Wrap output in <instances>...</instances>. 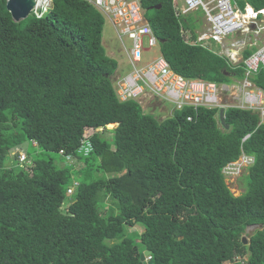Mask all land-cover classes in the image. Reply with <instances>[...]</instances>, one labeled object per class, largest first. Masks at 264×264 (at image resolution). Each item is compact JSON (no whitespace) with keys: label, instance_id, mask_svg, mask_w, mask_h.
Masks as SVG:
<instances>
[{"label":"trees","instance_id":"16d2710c","mask_svg":"<svg viewBox=\"0 0 264 264\" xmlns=\"http://www.w3.org/2000/svg\"><path fill=\"white\" fill-rule=\"evenodd\" d=\"M140 3L175 72L242 80L253 48L232 65L203 42L216 41L197 40L200 9L176 16L173 0ZM103 17L86 0H51L16 22L0 0V264H144L145 251V264H264L261 110L226 107L222 123L218 107H185L159 120L119 101ZM251 82L264 94V65ZM234 162L246 168L237 196L225 180ZM252 225L261 228L247 234Z\"/></svg>","mask_w":264,"mask_h":264},{"label":"built area","instance_id":"2783aa9c","mask_svg":"<svg viewBox=\"0 0 264 264\" xmlns=\"http://www.w3.org/2000/svg\"><path fill=\"white\" fill-rule=\"evenodd\" d=\"M86 1L110 23L120 44L121 61L125 58L130 66L125 72L118 71L113 78V87L119 101L135 100L141 105L146 101H162L175 110L189 107L196 111L200 107L221 108L223 102L219 92L227 91L233 96L236 91L240 96L238 105H248L264 114L263 92L251 82V76L260 65H264V8L255 11L246 5L242 10L234 0H181L182 6L174 7L176 16L197 9L202 11L209 27L199 39H212L221 44L224 38L244 33V37L234 41L224 53L232 65L243 60V49L253 48L251 54L243 60L245 74L242 80L219 85L214 81L187 78L175 72L160 53L144 60L143 53L158 47V39L146 19L141 0ZM50 6L51 0H35L30 13L39 18ZM243 43L248 46L243 47ZM186 119L192 121L193 115H187ZM91 150L89 141L82 139L79 152L86 155ZM59 153L65 155L66 160L72 158L64 154L63 150ZM25 159L26 155L20 153L19 161ZM233 169L226 167L225 172L229 173ZM71 191L72 186L67 189V194Z\"/></svg>","mask_w":264,"mask_h":264},{"label":"rangeland","instance_id":"374dc122","mask_svg":"<svg viewBox=\"0 0 264 264\" xmlns=\"http://www.w3.org/2000/svg\"><path fill=\"white\" fill-rule=\"evenodd\" d=\"M189 13H186V15ZM197 19L199 20V23H200L197 30H196L197 34H198L197 40H202L199 38L204 34V32L208 31L207 28L209 27V25L205 22V18L201 13ZM242 34H244V33H241V34L237 33L235 35L224 38L222 40V44H220L218 42H212V41H210V43H207L208 41H203V42H204V44H207L208 46L212 47L214 49V51H217L218 49L219 50H223V49L225 50L227 48H231L232 43L234 41H240L244 37ZM185 35H186V38H189V36H191V31L190 30L186 31ZM102 44H103V47L105 48V52L107 55L113 56L115 58H119V62H118L119 65H118V69L116 70L115 74H117L118 71L120 73L125 72L130 66H129V64L125 58H124V60L121 61V59H122L121 55L122 54L119 50L120 44L116 38V34H115L114 30L112 29L110 23L107 22L106 20H105V23L103 26V31H102ZM242 46L246 47L248 45H244V43H243ZM249 49H252V48H249ZM158 53H159L158 47H154L151 50H149L148 52H144L143 58H144V60H149V58H152V57L158 55ZM219 93H220V96L222 99L221 102H223V104H222L223 108L226 109V107H229V104L232 106L238 105V101L240 99V96L237 94L236 91L233 92V94H236L233 96H231L227 91H224L222 93L219 92ZM155 104H158V106H155ZM143 108H144L143 111L145 113H150L155 118H157L159 120L169 116V114L171 113V110L173 109L172 106L165 105V103L162 101H146V102H143ZM262 116H264V114H261V117ZM114 127H115V124H109V125L105 126V128L108 130L107 133H109L111 129H114ZM105 128H102V130ZM26 145H28V144H25L22 148H18V150L24 151ZM18 152L19 151H17L16 149L13 150V152H11L13 159L15 158L14 153H18ZM75 161H76V159H74V162ZM245 172H246V168L242 169L237 175L231 176L233 173H230V174L225 176L226 183H227L231 193L235 196L239 195L244 189V185H243V182L241 181L240 177H241V174H243ZM134 228L137 229L139 232L142 231V228L139 226H135ZM134 228H132V229H134ZM258 228H261V226H257V227H251L250 226L249 228H247L246 232H247V234L248 233L252 234L254 232V230L258 229ZM247 238H245V239H247ZM149 258H150V256H149ZM224 264H228V263H224Z\"/></svg>","mask_w":264,"mask_h":264},{"label":"water","instance_id":"95a60500","mask_svg":"<svg viewBox=\"0 0 264 264\" xmlns=\"http://www.w3.org/2000/svg\"><path fill=\"white\" fill-rule=\"evenodd\" d=\"M35 5V0H7L5 2V8L6 10L10 13L12 19L14 21H19L21 19H25L30 15L31 9ZM159 6H157L158 8ZM223 112L224 109L220 108L219 109V118L222 123L223 121ZM256 225H252L251 227H254ZM246 239L243 238V242H245ZM147 255V251L143 252L141 254V259L143 260V263L145 264V256Z\"/></svg>","mask_w":264,"mask_h":264},{"label":"clouds","instance_id":"9594fccd","mask_svg":"<svg viewBox=\"0 0 264 264\" xmlns=\"http://www.w3.org/2000/svg\"><path fill=\"white\" fill-rule=\"evenodd\" d=\"M7 0H5V2H6ZM176 6V0H173V7H175ZM250 6V5H249ZM251 7V6H250ZM252 8V7H251ZM175 11V10H174ZM145 12V11H144ZM190 12H192V11H190ZM189 13V12H188ZM31 14V13H30ZM185 16H186V14H184ZM146 16V15H145ZM181 16V15H180ZM203 39H205V38H203ZM218 53L219 54H222V53H220L219 51H218ZM264 95V94H263ZM121 102H124V101H121ZM165 105H169V104H167V103H165ZM143 106V105H142ZM155 106H158V104H155ZM234 106V105H233ZM231 107V106H230ZM236 107H239V108H247V109H252V108H250L248 105H244L243 107H241V105L239 104V105H236ZM203 108V107H202ZM213 108H217V107H213ZM221 108H223V107H221ZM184 109V108H183ZM183 109H181V110H183ZM207 109H210V108H207ZM220 109V108H219ZM223 109H225V108H223ZM252 110H259V109H252ZM174 111H178L177 109L175 110V109H172L171 110V113L169 114V115H171ZM82 141V140H81ZM80 145H81V142H80ZM80 145H79V147H80ZM92 147V146H91ZM93 149V148H92ZM62 150V149H61ZM92 151V150H91ZM90 151V152H91ZM60 152V151H59ZM89 152V153H90ZM21 153H24L25 154V151H21ZM63 153H64V151H63ZM82 153V152H81ZM88 153V154H89ZM65 154V153H64ZM88 154H86V155H88ZM20 155V154H19ZM26 155V154H25ZM60 155H62V154H60ZM84 155V154H83ZM62 156H64L65 157V155H62ZM72 156V155H71ZM71 159H73V158H71ZM70 159V160H71ZM18 160H19V158H18ZM65 160H66V158H65ZM27 162H30V161H27ZM236 164V162H234V163H231V164H227V166L226 167H229V168H232V167H234V165ZM234 171V172H233ZM233 171H231V172H229L228 174H230V173H233V174H235V175H237V173H238V171H237V169H233Z\"/></svg>","mask_w":264,"mask_h":264},{"label":"crops","instance_id":"0c3cea01","mask_svg":"<svg viewBox=\"0 0 264 264\" xmlns=\"http://www.w3.org/2000/svg\"><path fill=\"white\" fill-rule=\"evenodd\" d=\"M176 6H177V7H181V6H182L181 0H176ZM248 7H250V6L248 5ZM250 8H251V7H250ZM221 44H222V43H221ZM226 50H227V49H225V50H224V49H223V50H219V52L222 53V54H224V53H226Z\"/></svg>","mask_w":264,"mask_h":264},{"label":"bare ground","instance_id":"6f19581e","mask_svg":"<svg viewBox=\"0 0 264 264\" xmlns=\"http://www.w3.org/2000/svg\"><path fill=\"white\" fill-rule=\"evenodd\" d=\"M250 9V8H249ZM104 18V17H103Z\"/></svg>","mask_w":264,"mask_h":264}]
</instances>
